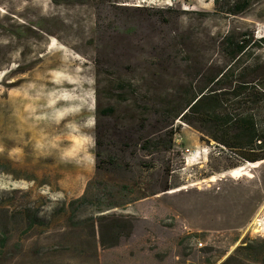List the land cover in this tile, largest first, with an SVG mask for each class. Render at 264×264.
<instances>
[{
  "label": "rangeland",
  "instance_id": "1",
  "mask_svg": "<svg viewBox=\"0 0 264 264\" xmlns=\"http://www.w3.org/2000/svg\"><path fill=\"white\" fill-rule=\"evenodd\" d=\"M241 31L264 36V0L241 15L215 0H0V264H264V160L161 117ZM171 128L173 149L142 148ZM98 153L118 164L99 169ZM92 180L97 204L72 218ZM28 207L42 222L26 232ZM101 214L133 226L105 246Z\"/></svg>",
  "mask_w": 264,
  "mask_h": 264
},
{
  "label": "trees",
  "instance_id": "2",
  "mask_svg": "<svg viewBox=\"0 0 264 264\" xmlns=\"http://www.w3.org/2000/svg\"><path fill=\"white\" fill-rule=\"evenodd\" d=\"M253 4V0H215L216 9L230 15H241ZM226 52L225 64L216 70H206L201 84L189 83L179 89L170 99L162 103L161 117L166 123L174 124L179 119L201 133V139L213 141L232 151L241 162L264 160V36L256 38L250 31L230 32L222 41ZM127 84L121 88L128 91ZM149 110L153 105H143ZM115 106L109 107L111 114ZM147 117L143 119L142 124ZM175 131L166 130L165 136L144 137L141 146L148 152L171 150L174 147ZM99 169L107 170L118 164V158L110 154L101 157L98 153ZM103 182V181H101ZM95 181L88 183L86 191L69 203L71 217L83 208L95 203L99 195L91 194ZM120 190L129 191V185L119 184ZM99 202V201H98ZM99 204V203H98ZM112 205V204H111ZM102 208V207H100ZM99 208V209H100ZM101 211V210H99ZM103 211V210H102ZM107 221L104 224L103 221ZM42 220L36 211L28 207L26 229L30 231ZM102 244H115L127 235L133 223L124 216L98 215ZM111 233L113 243H108L103 235L104 227ZM230 256L227 261H230ZM226 261V262H227Z\"/></svg>",
  "mask_w": 264,
  "mask_h": 264
},
{
  "label": "built area",
  "instance_id": "3",
  "mask_svg": "<svg viewBox=\"0 0 264 264\" xmlns=\"http://www.w3.org/2000/svg\"><path fill=\"white\" fill-rule=\"evenodd\" d=\"M203 243H200V246H202Z\"/></svg>",
  "mask_w": 264,
  "mask_h": 264
},
{
  "label": "bare ground",
  "instance_id": "4",
  "mask_svg": "<svg viewBox=\"0 0 264 264\" xmlns=\"http://www.w3.org/2000/svg\"><path fill=\"white\" fill-rule=\"evenodd\" d=\"M76 143V142H75ZM74 145H76V144H74Z\"/></svg>",
  "mask_w": 264,
  "mask_h": 264
}]
</instances>
